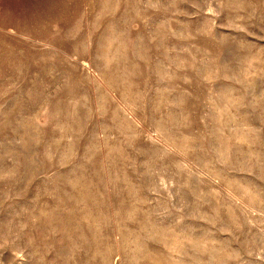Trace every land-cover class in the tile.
<instances>
[{"label":"rangeland","instance_id":"obj_1","mask_svg":"<svg viewBox=\"0 0 264 264\" xmlns=\"http://www.w3.org/2000/svg\"><path fill=\"white\" fill-rule=\"evenodd\" d=\"M0 264H264V0H0Z\"/></svg>","mask_w":264,"mask_h":264}]
</instances>
